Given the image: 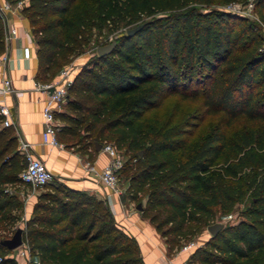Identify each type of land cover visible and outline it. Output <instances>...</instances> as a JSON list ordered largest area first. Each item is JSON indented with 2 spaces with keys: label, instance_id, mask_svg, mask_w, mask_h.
<instances>
[{
  "label": "trees",
  "instance_id": "obj_1",
  "mask_svg": "<svg viewBox=\"0 0 264 264\" xmlns=\"http://www.w3.org/2000/svg\"><path fill=\"white\" fill-rule=\"evenodd\" d=\"M213 1L27 0L21 8L37 45L36 79L42 81L83 50L92 27L116 31L150 16L76 73L67 112H56L57 135L68 147L81 144L82 131L94 136L77 147L88 156L106 141L124 157L131 154L120 172H126V191L131 200L145 198L142 216L155 225L169 253L245 196L253 184L247 169L264 168L262 38L243 17L190 6ZM254 10L264 23V0H256ZM5 35L0 14V54ZM173 95L199 101L202 113L221 114L226 125L241 117L251 125L230 134L216 127L197 137V117L174 123L146 115ZM2 119L0 114V231L8 238L23 206L8 187L22 182L26 160L13 127ZM42 187L23 233L41 264H142L136 239L116 224L102 199L58 181ZM247 214L196 246L188 262L264 264V180ZM9 252L0 243V264H19Z\"/></svg>",
  "mask_w": 264,
  "mask_h": 264
},
{
  "label": "crops",
  "instance_id": "obj_2",
  "mask_svg": "<svg viewBox=\"0 0 264 264\" xmlns=\"http://www.w3.org/2000/svg\"><path fill=\"white\" fill-rule=\"evenodd\" d=\"M12 4V8L5 14L8 25L17 28V36L5 45L3 53L8 55V60L6 64L0 63V79L3 76H8L12 81L13 90L8 93H3L0 90V103L9 110L11 122L9 126L14 129L18 146L21 141L29 143V150L41 158L52 172L53 181L63 183L75 190L88 192L102 199L116 224L136 239L142 264H179L188 259L189 252L178 250L169 253L160 232L157 231L154 224L142 216L143 209L137 208V204L140 202L130 199L126 191L127 183H124L120 192H115L99 183L94 174L88 171L87 163L93 164L98 170L107 164L109 155L102 150V146L99 150H94L91 156H88L75 147L65 145L62 148L53 147L42 142L44 95L33 87L38 69L37 45L31 33L29 21L21 13L23 6L18 7L15 6V3ZM26 44H30L32 48L29 58H24L22 55V46ZM60 111L67 112L66 105L65 108L61 107ZM37 194L33 192L19 194L23 201L22 228H25L26 222L32 214ZM141 205L144 207L145 198ZM12 250H10V254L14 251ZM32 258L37 259V257ZM17 261L19 264L24 263L22 258Z\"/></svg>",
  "mask_w": 264,
  "mask_h": 264
},
{
  "label": "rangeland",
  "instance_id": "obj_3",
  "mask_svg": "<svg viewBox=\"0 0 264 264\" xmlns=\"http://www.w3.org/2000/svg\"><path fill=\"white\" fill-rule=\"evenodd\" d=\"M78 1L83 5H89L93 3V0H78ZM244 1L246 0H214L209 5L202 3H192L190 4V6L199 9L201 11L211 10V11L232 13L230 11H227V6L232 2L242 3ZM236 15L243 17L256 25V28L259 31L260 36L262 38V43H263L262 45L264 46V23L258 11L254 10L249 14L246 13L244 15L243 14L242 15L236 14ZM149 18L150 16H142L141 18L135 21L122 23L121 26L116 31L108 30L107 26H103L101 28L96 26L92 27L90 30V37L88 44L83 47L82 51L76 53L73 57H71L69 63L62 65L57 70V73H59L61 69L67 66H73L76 69L75 71L77 73L88 61H90L91 59L95 58V56H97L98 47L111 43L121 33H124L128 29H131L139 25V23L141 24L143 21ZM199 105H200L199 101L180 100L177 95H173L165 98L159 107L150 110L149 112L146 113V115L147 116L158 115L162 119H172L174 123H180L192 117L195 118L197 117L198 119L195 120L197 123L196 126L194 127V135L197 137L203 136L204 134H206L207 132L211 131L216 127H222L228 134H230L235 130L247 128L251 125V123L247 122L243 117L239 118L237 121L229 125H226L222 120L221 114L202 113L201 109L199 108ZM62 108H65V104L62 105ZM81 136H82L81 138L82 140H80L81 141L80 145L85 144L88 139L93 140L94 138V136H90V134H88L85 131L81 132ZM60 141L64 144L62 140ZM104 144H112V142L106 141L103 143V145ZM74 145L75 148L80 146L77 144ZM129 157H131V154L129 153L125 154V160H128ZM125 176H126V172L123 171L122 174L120 175V183H119L121 189L122 187H124L123 186L124 183H127ZM245 177L247 180L253 181L252 186L249 189H247L245 196L237 200L230 211L224 213L218 212L216 214L214 221L201 225L199 227L198 232L194 236H192L189 240H185L181 246H183L185 243H188L190 241H194L197 246L204 244V242L211 236V233L208 230V226L213 223H221L222 225H227V224H234L241 219L248 218L247 212L251 206L253 199L261 192L262 182L264 180V168L263 169L258 168L254 170L247 169L245 171ZM8 189L9 192L17 194V196L20 199H22L20 195L26 194L28 192L38 193L42 191L44 188L42 186H33L28 183L18 182L14 185H10ZM21 209L22 210L19 211L18 213L19 219L13 227L14 231L17 227H23V218H22L23 206ZM6 235L8 234L5 231L3 230L0 231V237H2V239H5L3 237H5ZM11 236H9L8 238H10ZM31 259L33 258L31 257ZM190 264H199V263H197L196 261H191Z\"/></svg>",
  "mask_w": 264,
  "mask_h": 264
},
{
  "label": "built area",
  "instance_id": "obj_4",
  "mask_svg": "<svg viewBox=\"0 0 264 264\" xmlns=\"http://www.w3.org/2000/svg\"><path fill=\"white\" fill-rule=\"evenodd\" d=\"M25 0H19L15 6L22 7ZM12 3L9 0L0 1V14L2 15L6 24L5 45L14 37L17 36V28L13 25H8L5 12L12 8ZM256 0H246L242 3L232 2L227 6V11L235 14L244 15L254 11ZM32 53L30 44L22 46V55L24 58H29ZM8 55L6 53L0 54V63L6 64ZM76 69L73 66L64 67L50 80L35 79L33 87L44 95L42 106L43 130L42 142L53 147H64V144L59 140L57 135L60 121L56 117V112L61 110L62 105L66 104L68 98V90L71 85ZM0 90L3 93H8L13 90L12 81L8 76H3L0 79ZM0 114L3 116L2 125L9 126L8 108L0 103ZM29 143L21 141L18 148L25 156V167L19 172V178L23 183H28L33 186H43L53 180L52 172L47 168L44 161L35 156L29 150ZM102 150L109 155L107 164L100 170L96 169L93 164L87 163L88 171L92 172L99 183L110 188L112 191L120 192V172L124 166L125 157L113 144L102 145ZM197 245L194 241L185 243L179 250L191 253ZM14 250V251H13ZM12 253L8 254L10 257L18 260L24 259L23 264H41L38 259H31L30 250L26 242L13 249ZM2 257H0L1 260ZM179 264H190L188 259L181 261Z\"/></svg>",
  "mask_w": 264,
  "mask_h": 264
},
{
  "label": "water",
  "instance_id": "obj_5",
  "mask_svg": "<svg viewBox=\"0 0 264 264\" xmlns=\"http://www.w3.org/2000/svg\"><path fill=\"white\" fill-rule=\"evenodd\" d=\"M140 27H141V24H139V25H137L131 29H128L127 34L132 35ZM114 45H115V41H112L109 44L98 47V49H97L98 55L103 56L105 54L110 53L112 51ZM100 148H101V144L97 142L95 150H99ZM137 208L143 209V206L141 205V203L137 204ZM221 227H222L221 223H213V224L208 226V230L210 231L211 235H215ZM23 233H24V228L17 227L10 238L1 239L0 243L2 245H4L5 247H7L9 250L15 249L16 247L20 246L23 243Z\"/></svg>",
  "mask_w": 264,
  "mask_h": 264
}]
</instances>
